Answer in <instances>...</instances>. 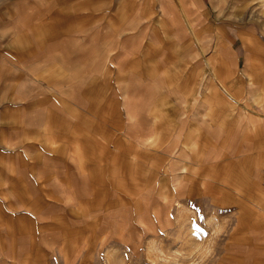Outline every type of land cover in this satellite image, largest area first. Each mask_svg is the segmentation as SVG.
<instances>
[{"label": "crops", "instance_id": "obj_1", "mask_svg": "<svg viewBox=\"0 0 264 264\" xmlns=\"http://www.w3.org/2000/svg\"><path fill=\"white\" fill-rule=\"evenodd\" d=\"M217 2L0 0V239L60 214L46 203L72 164L91 188L116 170L123 193L145 189L142 165L157 193L201 194L224 224L255 209L256 232L230 233L213 264H264V27Z\"/></svg>", "mask_w": 264, "mask_h": 264}, {"label": "rangeland", "instance_id": "obj_2", "mask_svg": "<svg viewBox=\"0 0 264 264\" xmlns=\"http://www.w3.org/2000/svg\"><path fill=\"white\" fill-rule=\"evenodd\" d=\"M214 1L201 0V9L206 6L213 9ZM217 1L218 9L246 10L247 13L231 18L232 22L263 29L264 17H251L248 12L263 10L264 0ZM140 166L136 169L137 182L145 189L139 193L112 190L111 182H116L119 176L116 170L106 169L108 179L91 188L76 165L72 164L71 172L66 167L69 174L72 170L77 172L74 182L70 178L71 182L62 184L61 193L56 194L58 204L47 202L45 208L47 216L57 211L60 214L56 213L40 233H15L12 240L0 239V264H213L215 255L217 262L224 255L230 233L244 234L249 229L255 232L258 229L246 226L257 212L255 209H237L236 225L233 217L224 224L226 215L222 219L208 209L205 213L201 211V194L196 195L195 202L185 203V194L169 193V188L161 187L162 191L157 193V177L145 179L147 172ZM178 170L173 172V186L177 189L182 184L175 183L182 178ZM188 179L194 184V178ZM186 184H182L183 190ZM17 196L27 199L23 193ZM31 207L40 206L34 202ZM258 210L264 217L261 206ZM28 221L29 229L37 230V224ZM28 221L18 217L14 219V228ZM6 251L10 256L5 258ZM37 252L45 256L33 257Z\"/></svg>", "mask_w": 264, "mask_h": 264}]
</instances>
